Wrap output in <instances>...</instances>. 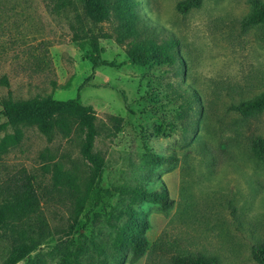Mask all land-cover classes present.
<instances>
[{"label":"rangeland","instance_id":"obj_1","mask_svg":"<svg viewBox=\"0 0 264 264\" xmlns=\"http://www.w3.org/2000/svg\"><path fill=\"white\" fill-rule=\"evenodd\" d=\"M71 1L65 13H55L47 0H0V107L9 93L14 101L74 98L91 72L85 52L97 46L115 67L98 68L79 94L96 114L94 151L104 158L103 181L113 208L121 205V188L165 190L173 201L166 210L148 201L134 206L149 222L148 249L133 262L129 253L120 255L123 264H173L175 256L187 255L252 263V248L264 246V163L253 156L251 139L264 138V110L246 118L229 110L264 90V27L241 29L249 1L203 0L182 15L181 0H133L158 39L170 35L179 42L182 63L148 67L128 62L112 22L80 25L75 15L83 0ZM114 118L120 119L119 132ZM22 130L20 144L0 155V190L13 178L33 177L39 212L52 234L15 264H61L75 250L83 221L68 228L71 188L55 185L52 176L58 164L85 181L89 167L81 138L73 133L49 142L35 127ZM10 133L13 128L0 120V139ZM152 155L177 161L156 164ZM87 208L94 220L84 232L88 251L81 264H118L111 247L115 232L104 224L96 190ZM91 240L102 246L100 255ZM10 242L0 232V264Z\"/></svg>","mask_w":264,"mask_h":264},{"label":"trees","instance_id":"obj_2","mask_svg":"<svg viewBox=\"0 0 264 264\" xmlns=\"http://www.w3.org/2000/svg\"><path fill=\"white\" fill-rule=\"evenodd\" d=\"M48 6L55 13H65L71 6V0H47ZM251 10L241 20V29L250 27H264V2L262 0H248ZM203 0H181L177 4V11L186 15L193 9H199ZM80 11V12H79ZM77 11L75 18L80 25L87 22L94 25L103 22L113 23L114 40L123 46L131 64L148 67L155 65H173L182 63L179 56V42L173 36L158 39L153 31L145 25L136 13L133 0H83V6ZM76 29H81V26ZM72 29L75 26H71ZM73 40L78 35L74 32ZM264 36V35H263ZM262 36V41L264 38ZM105 38H109L104 34ZM85 59L91 64V72L78 86L77 94L68 100H56L51 96H36L32 99L14 101L10 93L7 100L0 107V120L13 128V133L5 134L0 139V155L9 149L17 147L23 138V128L35 127L50 142L55 136L67 139L75 133L81 138V156L89 167V175L85 181L64 172L62 167L54 164L52 179L55 185L71 188L72 210L69 218V229H74L79 221H83L81 229L76 230L77 245L73 252H68L62 258L61 264H81L80 259L86 254L88 239L84 232L93 224L92 209L87 208L91 193L96 190L97 204L104 211V224L114 229L112 240L114 256L118 258L129 253L133 262L142 257L148 249L145 237L149 229V222L140 217L134 206L142 201H148L166 210L173 205L165 190L161 192H147L141 188H121L119 190L121 205L113 208L108 195L110 188L103 181L105 171L104 158L94 151V143L98 135L96 114L93 107L83 105L79 92L90 85L95 72L100 67L113 68L112 62L103 60L98 47L93 45L85 52ZM3 83L8 86L6 79ZM119 92V91H118ZM123 100L124 94L119 92ZM230 111L246 118L264 110V90L257 96L233 104ZM120 119L114 118V127L121 130ZM251 151L253 156L264 163V138L252 137ZM154 163L165 162L173 164L175 158H159L152 155ZM14 179V180H13ZM0 190V232L11 239L10 250L2 264H15L27 254L36 249L45 239L51 236L52 231L39 212L40 197L34 178L23 175L20 179L13 178ZM98 215L95 214L94 217ZM8 233V234H7ZM63 233V232H62ZM93 250L100 255L102 246L90 241ZM252 263L264 264V246H254L251 250ZM124 258H118V264H123ZM173 264H222L216 257L202 255L175 256Z\"/></svg>","mask_w":264,"mask_h":264}]
</instances>
